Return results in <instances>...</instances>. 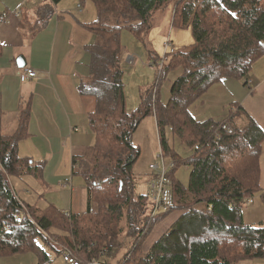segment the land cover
I'll use <instances>...</instances> for the list:
<instances>
[{
	"label": "trees",
	"instance_id": "obj_1",
	"mask_svg": "<svg viewBox=\"0 0 264 264\" xmlns=\"http://www.w3.org/2000/svg\"><path fill=\"white\" fill-rule=\"evenodd\" d=\"M92 1L98 19L88 28L97 42L90 46V75L81 83L80 92L97 99L96 110L89 115L96 141L91 157L75 160L76 173L87 184L88 209L68 217L54 205L44 210L26 206L30 215L17 221L25 207L9 178L41 171L32 160L18 155V143L29 135L27 108L18 131L0 136V256L32 252L38 264H53L47 247L61 255L70 250L86 264L110 256L127 242L130 246L118 264H236L264 256V223L248 225L242 212L246 199L260 190L263 129L250 118L246 128L222 129L220 138H213L214 127L222 121H199L189 112L204 92L226 78L247 84L255 62L264 56V0ZM169 5L175 6L174 27L191 29L195 43L175 52L165 47L170 53L159 66L156 82L140 93L139 105L128 112L122 32L128 30L144 43L154 14ZM109 14L114 24L106 21ZM175 68L182 73L164 103L161 82ZM242 110L238 105L236 113L225 119L233 121ZM149 116L157 118L161 151L175 161L170 172L174 206L154 218L147 194L135 192L134 173L141 150L133 143V135ZM167 128L194 150L184 162L192 167L186 187L175 181L183 162L169 144ZM261 199L264 204V191ZM178 210L183 213L169 230L145 248L156 224ZM124 234L126 239L120 242Z\"/></svg>",
	"mask_w": 264,
	"mask_h": 264
},
{
	"label": "crops",
	"instance_id": "obj_2",
	"mask_svg": "<svg viewBox=\"0 0 264 264\" xmlns=\"http://www.w3.org/2000/svg\"><path fill=\"white\" fill-rule=\"evenodd\" d=\"M88 7L91 14H88ZM174 9L175 6L172 9L173 18ZM4 14L7 16L2 21ZM97 19V9L92 0H0V136L14 135L20 127L23 111L29 108V135L18 143V155L32 160V164L41 170L27 175L33 176L35 185L31 186L41 193L37 192L35 196L28 189L26 194L17 186V176L26 174L9 178L10 186L25 207L26 214V206L44 210L54 205L71 216L84 214L88 209L87 184L82 175L76 173L79 166L75 160L88 155L91 157L96 141L89 115L96 110L97 99L92 95H83L80 85L90 75V46L97 42L88 25ZM24 69H33L37 77L22 82L19 74ZM247 80V84L234 78L223 81H228L226 86L231 92H242V97L243 91L246 97L258 91L263 95L264 56L255 62ZM140 100L141 95L132 110ZM126 104L128 109L127 98ZM241 112L236 119L240 126L246 128L251 118L264 131L261 121L245 108ZM154 119L157 127L155 116ZM185 146L192 157L194 150ZM261 150V161L264 163V141ZM152 176L151 171L145 194ZM41 202L45 204H39ZM182 213L179 210L172 212L159 221L147 240V247L158 241ZM245 216L243 213L244 223ZM246 224L254 226L258 223ZM102 259L101 262L108 263ZM0 264H38V257L32 252L0 256ZM236 264H264V256Z\"/></svg>",
	"mask_w": 264,
	"mask_h": 264
},
{
	"label": "rangeland",
	"instance_id": "obj_3",
	"mask_svg": "<svg viewBox=\"0 0 264 264\" xmlns=\"http://www.w3.org/2000/svg\"><path fill=\"white\" fill-rule=\"evenodd\" d=\"M175 1L177 2V0ZM172 9L173 6L169 5L164 10H160L154 14L152 20L153 27L151 28L144 43L135 38L128 30H124L122 32V66L124 69V85L128 103V112H131L133 107L137 105L140 93L145 91L156 82L157 76L159 74V66L163 63H166L165 56L167 52L170 53L169 51L171 50H173V52L182 50L185 47L195 43V37L191 29H179L177 27H172ZM87 10L88 14H91V9L89 7ZM106 21L109 24L115 23L114 17L110 14L107 16ZM169 43L171 45L168 51L165 47L166 44ZM129 56L132 57V59L129 60ZM181 73L182 70H180V68H175L169 72L165 79L162 80L160 87L162 102H168L172 83ZM226 82L228 81H221L211 86L190 106L189 112L199 121L210 119L215 121H223L224 117L227 118L230 115L235 114L238 105H241L248 111L250 115H252L254 118H257L264 124V94L262 95L261 91H258L257 94L246 97V93L243 91L244 95L242 97V92H231L228 90ZM242 90L243 89H241V91ZM239 95L240 97H238ZM240 115L241 112H239V114L235 117L234 120L236 123H234L238 128L242 129L243 126H240L236 120V118ZM165 132L169 144L171 145L174 152L182 158L183 162V164L178 167L175 173V181L180 182L186 187L190 181L192 167L184 162L191 158V153L185 145L173 137L172 130L170 128H167ZM133 143L141 150V156L134 166V173L136 177L135 192L136 194H145L146 183L149 180V175L151 174L149 169L150 165L162 163V157L164 156L167 166H169V169L172 170L173 168H171V166L174 163V159L171 155H162L159 134L154 116H149L143 120L133 135ZM261 155L259 165L260 190L251 196V198L254 200V203H245L242 209L244 215L246 214L245 222L258 223L254 224V226H260V223L264 221V204L261 199V191L264 190V163L261 161ZM254 162L255 160L251 161L250 163ZM247 166L248 165H246V167ZM239 167L243 169V165H240ZM244 170H247V168ZM27 175L28 174L23 175L22 177L17 176L16 182L18 188L24 192L26 189H28V191L34 196L37 192L38 194H41L39 190H36L31 186V184L35 185L33 176ZM12 177L13 176H11V178ZM43 198L45 201L46 194L43 195ZM39 204L44 205L45 202H41ZM27 214L30 215L28 211ZM120 239V242L124 241L126 239L125 234L122 235ZM129 246L130 244H128V242L124 245H121L120 248L116 249L110 256L102 259V261H106L109 264H118V262L123 259ZM146 247L147 245L145 248ZM45 250L50 254L53 264H69L64 261L63 255L57 254L47 247H45Z\"/></svg>",
	"mask_w": 264,
	"mask_h": 264
},
{
	"label": "built area",
	"instance_id": "obj_4",
	"mask_svg": "<svg viewBox=\"0 0 264 264\" xmlns=\"http://www.w3.org/2000/svg\"><path fill=\"white\" fill-rule=\"evenodd\" d=\"M7 14H4L1 17L2 21H5ZM167 48L170 47V43L166 44ZM20 80L22 82H26L30 79H34L37 77L36 71L33 69H24L23 72L19 74ZM237 125L229 118L224 119L222 123L219 124L218 127H214L211 136L213 138H220V130L224 129L225 131L234 132L237 130ZM196 150H199V146L195 147ZM162 152V151H161ZM162 155H165L162 152ZM164 156L162 157V163H156L154 165H150V169L153 172L152 179L148 183L147 187V196L152 202L153 208L151 217L154 218L162 213L169 212L171 208L174 206V193H173V180L170 177L171 170L169 166L164 162ZM175 161L171 168H174ZM246 203L253 204L254 200L250 197L246 199ZM68 217H71L70 214H66ZM29 216L25 212H21L18 214L17 221L19 223L23 222L24 218ZM64 260L69 264H81V261L74 255V253L70 250L65 252ZM86 264H108L105 262H101V260H90L87 261Z\"/></svg>",
	"mask_w": 264,
	"mask_h": 264
}]
</instances>
